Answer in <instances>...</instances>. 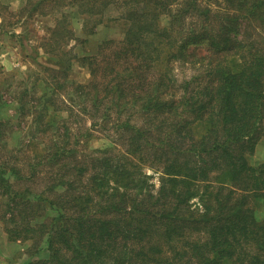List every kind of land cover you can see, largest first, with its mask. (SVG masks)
Returning <instances> with one entry per match:
<instances>
[{"label": "trees", "instance_id": "obj_1", "mask_svg": "<svg viewBox=\"0 0 264 264\" xmlns=\"http://www.w3.org/2000/svg\"><path fill=\"white\" fill-rule=\"evenodd\" d=\"M33 1L60 7L46 51L77 39L68 5L84 43L112 6L125 29L80 59L85 83L52 62V80L8 84V100L3 75L0 223L30 242L24 264H264V162L250 161L264 138V0ZM179 66L200 71L179 80ZM107 131L112 146L89 145Z\"/></svg>", "mask_w": 264, "mask_h": 264}, {"label": "rangeland", "instance_id": "obj_2", "mask_svg": "<svg viewBox=\"0 0 264 264\" xmlns=\"http://www.w3.org/2000/svg\"><path fill=\"white\" fill-rule=\"evenodd\" d=\"M30 0H0V66L1 74L0 80L4 77L10 78L13 76V80H8L7 84L3 87L11 85L10 92L13 94H20L24 86H32L37 80L39 83L38 89L42 86L45 80H52L51 71L47 70L45 66H51L52 62H58L59 69L67 74L73 80V82L85 83L90 80V72L87 66H85L80 60L84 55L96 51V46L99 42L107 37L120 38L123 36L125 25L122 21H113V17L119 16L120 9L116 6H112L105 14L104 23L99 25V30L96 35H90L91 42H82L88 36L82 30V22L84 21L82 16L77 14L74 6L68 5L63 7L68 19L71 18L72 28L75 32L77 39H71L67 41L63 50L58 54L52 50L53 47L45 45L50 38H52V32L57 25L61 13L59 6L51 10L50 7L46 8V14L34 13L32 11V4L28 3ZM23 10V12H21ZM162 25H166L167 19L162 17ZM91 22H94L91 20ZM104 24H107L104 26ZM79 37V38H78ZM54 39V38H52ZM65 40V39H64ZM50 44V43H48ZM46 46V47H45ZM200 69H191L188 66H179L176 68V75L179 80L185 77L198 74ZM60 74V73H57ZM4 75V77H3ZM62 77L64 74H60ZM3 77V79H2ZM62 79V78H61ZM25 83H20V81ZM44 80V81H43ZM68 89L69 88H65ZM59 96L61 100L68 99V95L61 89ZM44 91L50 92L49 89ZM10 92H2L6 99L12 100ZM65 94V95H64ZM67 102V101H66ZM13 107L10 108L12 114ZM60 118L66 117V112L58 113ZM14 128H17L19 132H16V137H13L12 133L8 130L5 135L9 139V147L17 142L19 133L22 134L24 128V121L14 118ZM59 121V118L57 119ZM89 121H87V126ZM97 134L89 142L92 148H106L112 146V140L114 136L109 134ZM3 155L8 156L9 153L4 150ZM11 157V155H9ZM250 161L253 164H259L264 162V138L258 143L256 151L250 157ZM152 172V171H151ZM153 173V172H152ZM159 173H155L154 179L158 180ZM157 182V181H155ZM260 209L259 215L264 216V207L258 205ZM257 208V209H258ZM30 245L29 241H10L0 223V264H24L28 258L26 253ZM47 255V252H44Z\"/></svg>", "mask_w": 264, "mask_h": 264}]
</instances>
